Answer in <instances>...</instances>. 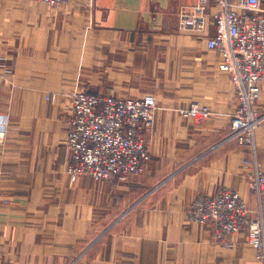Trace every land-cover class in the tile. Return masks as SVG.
I'll return each instance as SVG.
<instances>
[{
	"label": "crops",
	"instance_id": "crops-1",
	"mask_svg": "<svg viewBox=\"0 0 264 264\" xmlns=\"http://www.w3.org/2000/svg\"><path fill=\"white\" fill-rule=\"evenodd\" d=\"M196 1L0 0V53L14 75L0 78V264H263L245 228L221 243L187 217L222 186L258 208L243 171L250 153L228 138L236 100L207 46L211 15L202 31L179 28ZM82 90L157 97L140 176L71 180L70 93ZM193 103L211 110L203 123L182 114ZM256 146L264 164V121Z\"/></svg>",
	"mask_w": 264,
	"mask_h": 264
},
{
	"label": "built area",
	"instance_id": "built-area-1",
	"mask_svg": "<svg viewBox=\"0 0 264 264\" xmlns=\"http://www.w3.org/2000/svg\"><path fill=\"white\" fill-rule=\"evenodd\" d=\"M64 7L70 0H25ZM197 0L179 13L181 30L202 31L208 15L215 27L207 46L219 51V69L228 74L234 87L236 109L230 118L231 134L250 155L243 161L244 175L250 190L258 196V208L251 210L242 194L222 186L214 195L199 194L187 210L191 223L211 224L213 238L226 243L229 235L247 230L248 241L256 258L264 264V164L257 156L256 132L264 121L258 110L264 83V0ZM54 99L53 96H48ZM70 128L66 147L71 162L67 172L73 182L82 177L128 180L144 172L143 161L149 158L144 138L152 131L158 112L157 97H118L89 91L70 95ZM182 114L203 123L211 115L207 106L193 103ZM7 136L0 128V143Z\"/></svg>",
	"mask_w": 264,
	"mask_h": 264
},
{
	"label": "rangeland",
	"instance_id": "rangeland-1",
	"mask_svg": "<svg viewBox=\"0 0 264 264\" xmlns=\"http://www.w3.org/2000/svg\"><path fill=\"white\" fill-rule=\"evenodd\" d=\"M23 1H25V0H23ZM26 2H28V1H26ZM13 77H14V75H13L12 69L9 67V64L7 63V57H4L3 54L0 53V78L1 79L4 78L8 81H12ZM70 95H71V93H70Z\"/></svg>",
	"mask_w": 264,
	"mask_h": 264
}]
</instances>
